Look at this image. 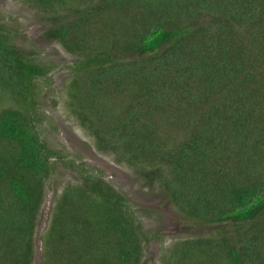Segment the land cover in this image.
I'll use <instances>...</instances> for the list:
<instances>
[{
	"label": "trees",
	"instance_id": "obj_1",
	"mask_svg": "<svg viewBox=\"0 0 264 264\" xmlns=\"http://www.w3.org/2000/svg\"><path fill=\"white\" fill-rule=\"evenodd\" d=\"M25 1L78 54L70 112L205 231L177 239L164 264H264V0ZM51 68L0 22V264L31 263L57 152L39 129ZM85 178L57 199L44 264H140L127 198Z\"/></svg>",
	"mask_w": 264,
	"mask_h": 264
},
{
	"label": "rangeland",
	"instance_id": "obj_2",
	"mask_svg": "<svg viewBox=\"0 0 264 264\" xmlns=\"http://www.w3.org/2000/svg\"><path fill=\"white\" fill-rule=\"evenodd\" d=\"M51 16L29 1L0 0L4 31L36 62L52 67L38 81L43 111L39 129L41 138L57 152L51 157V174L44 181V197L35 218L30 264H44V237L58 197L67 186L83 184L88 175L102 178L127 198L143 233L140 264H164V255L177 239L205 231L181 213L164 187L148 181L143 168L128 163L117 150L100 149L92 130L70 112L68 87L78 54L49 36ZM122 55L135 59L137 53L128 50Z\"/></svg>",
	"mask_w": 264,
	"mask_h": 264
}]
</instances>
